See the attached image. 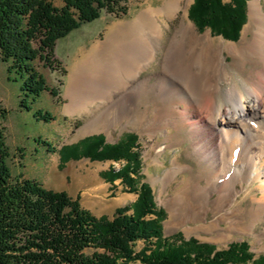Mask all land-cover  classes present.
<instances>
[{"label": "bare ground", "instance_id": "obj_1", "mask_svg": "<svg viewBox=\"0 0 264 264\" xmlns=\"http://www.w3.org/2000/svg\"><path fill=\"white\" fill-rule=\"evenodd\" d=\"M263 1L250 2V22L239 44L213 39L210 33L199 35L187 18L188 12L167 38L171 27L153 20L154 14L166 12L147 11L132 22L116 24L111 36L86 54L70 76L67 111H101L112 96L99 97L96 84L114 68L111 83L122 93L125 125L146 121L149 135L162 131L172 148L190 143L192 154L203 167L196 179L182 180L176 194L166 201L169 231L196 223L189 231L216 233L225 240L236 232L264 236V228L256 231L264 225ZM181 2L175 0V14L183 9ZM225 52L233 58L229 66L225 65ZM252 63L254 69L244 77L239 73L241 78L234 81L231 70L244 72ZM155 65L160 67L155 81L142 77ZM223 83L228 85L226 108L218 102ZM150 105L163 110L160 120L157 114L150 118L141 109ZM165 151L161 148L155 155L160 158ZM172 164L157 180L165 191L184 173H193L190 165L177 159ZM239 185L256 190L247 210L240 206ZM192 203L196 207L181 210ZM210 212L213 219L209 222Z\"/></svg>", "mask_w": 264, "mask_h": 264}, {"label": "trees", "instance_id": "obj_2", "mask_svg": "<svg viewBox=\"0 0 264 264\" xmlns=\"http://www.w3.org/2000/svg\"><path fill=\"white\" fill-rule=\"evenodd\" d=\"M62 1L63 6L56 7L47 0H0V59L7 65L8 81L19 84V107L33 113L37 122L55 120L35 106L45 92L57 96L38 63L57 66L58 41L104 13L127 16L134 0ZM248 2L194 0L190 19L200 32L209 29L236 42L247 22ZM8 114L0 108V264H264V257L255 260L246 242L219 250L182 234L164 237L166 212L157 207L151 186L142 182L136 134L117 144H106L102 135L88 137L59 152L41 137L36 140L65 161L85 157L125 164L119 171L103 173L102 178L112 184L120 179L139 197L132 206L118 208L112 218L97 217L83 208L80 196L73 199L24 175L14 177L4 128ZM66 151L75 155H64ZM139 242L144 246L138 251Z\"/></svg>", "mask_w": 264, "mask_h": 264}, {"label": "rangeland", "instance_id": "obj_3", "mask_svg": "<svg viewBox=\"0 0 264 264\" xmlns=\"http://www.w3.org/2000/svg\"><path fill=\"white\" fill-rule=\"evenodd\" d=\"M47 1L56 7L63 6L62 0ZM225 1L228 2L229 0ZM252 1L254 0H249L248 2L247 22L242 28L240 37L236 42L226 40L222 36H216L209 29L205 32H200L190 19L189 12L191 6L194 4V0H182L181 5L183 9L180 10L179 14H175L172 11L175 0H134L128 5L127 16L116 18L113 15L104 13L97 21L86 24L79 30L74 31L67 38L58 41L56 44L54 60L57 66L46 68L41 62L38 63V70L45 77L49 89H54L57 93V96H53L51 92H45L35 106L36 110L42 109L53 115L55 120L50 123L37 122L33 117V113H28L19 107L21 100L19 84L8 81L7 65L0 59V108L7 110L9 113L4 122V128L7 145L11 153L10 166L13 176L19 177L20 175H24L26 178H34L37 181L47 182V178H44L43 174H48L51 168L65 175L68 173V169L66 170V168L69 167V171L71 169V172L66 176L65 182L81 190L82 207L97 217L106 216L112 218L118 208L132 206L139 197L136 192L128 190L120 179L114 181L113 185L102 178L103 173L111 170L119 171L125 164L114 161H92L85 157L65 161L64 156L61 157L60 153H49L47 148L39 146L36 140L41 137L44 141L51 143L55 151L59 152L62 148L77 145L88 137L102 135L105 137L106 144H117L122 139H125L128 134H136L139 138L137 152L141 156L142 182L151 186L154 191L157 207L166 212V220L163 222L164 237L170 238L176 234H182L187 240L194 238L201 243L213 244L219 250L228 248L232 243L246 242L249 244L250 251L255 255V260L264 257V236L257 237L236 232L232 234L229 240H225L218 238L216 233L189 231L188 227H196L198 225L196 223H185L172 231L166 228L170 220L166 201L176 194L179 190L178 185L182 180L196 179L203 165H200L196 156L192 154L193 151L189 142L184 143L181 148H172V143H167L162 131L157 132L152 137L149 135L148 129L145 126L146 121L135 125L124 124L125 108L122 104V93L116 90V86L111 83V80L115 76L114 68L109 70L101 78L100 82L96 84L98 88L100 87L98 91L99 97L108 99L112 96V100L106 102L101 111H97L100 106L99 102L94 108L97 111H95V114H91L88 111L69 112L67 108L71 101L66 97L70 76L76 65L98 43L106 41L111 36V29L116 24L120 22H132L150 10L153 13L163 11L166 13L158 16L154 14L153 20L156 24L171 27L168 30V38L181 24L186 16V12H188L187 18L194 24L199 35L210 33L213 39H223L228 43L239 44L250 22L249 4ZM224 58L225 65L227 66L233 61L232 56L226 52L224 53ZM153 68L145 72L142 77H153V81H155L154 74L160 71V67L155 65ZM252 69H254L253 63L244 72L232 69L231 73L234 81H239L241 78L239 73H242L240 75L244 77ZM227 86L226 83H223V89L218 95V102L222 104L223 108H226L225 90ZM110 89L111 91H109ZM141 109L145 110V114L150 118L155 117V114H157L159 117L156 116V118L158 117L159 120L160 114L164 113L162 109L159 110L154 105H150L148 108L143 106ZM93 125H95V128H93ZM161 148H166V151L158 158L155 154ZM63 154L72 153L66 151ZM174 159H177L180 164L190 165L193 168V173H184L179 177V182L176 181L173 186L165 191L163 185L159 181L157 183V180L159 177L165 175L167 170L173 165ZM158 160L161 163H158ZM238 190L240 191V206L247 210L250 206L251 197L256 193V190L253 186L248 187L247 185H239ZM248 192L250 194L245 197ZM196 205L192 203L191 205L182 206L181 210L186 211L189 208L196 207ZM208 218L209 222L213 219L211 212ZM263 228L264 225L262 224L256 231L260 232ZM143 246L144 244L139 242L137 250H141Z\"/></svg>", "mask_w": 264, "mask_h": 264}, {"label": "crops", "instance_id": "obj_4", "mask_svg": "<svg viewBox=\"0 0 264 264\" xmlns=\"http://www.w3.org/2000/svg\"><path fill=\"white\" fill-rule=\"evenodd\" d=\"M66 170L68 171V173L63 175V174H60L56 169L51 168L48 174H45V173L43 174V177L47 178V182L41 181V180L38 182H40L48 190H51L54 192H64L73 199H76L78 196L81 197L82 192L79 188L75 187L74 185H68L65 182L66 176L70 174L69 172H71V169L69 171V167H67ZM32 179L35 180L34 178Z\"/></svg>", "mask_w": 264, "mask_h": 264}]
</instances>
